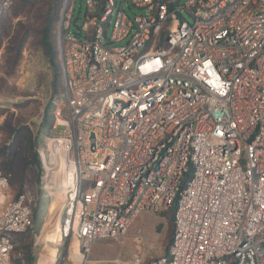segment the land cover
I'll return each mask as SVG.
<instances>
[{"label":"built area","instance_id":"1","mask_svg":"<svg viewBox=\"0 0 264 264\" xmlns=\"http://www.w3.org/2000/svg\"><path fill=\"white\" fill-rule=\"evenodd\" d=\"M84 2L75 32V0L61 6L64 100L40 151L62 238L117 239L174 206L150 264H264V0ZM8 189L0 171V264L33 225Z\"/></svg>","mask_w":264,"mask_h":264},{"label":"rangeland","instance_id":"2","mask_svg":"<svg viewBox=\"0 0 264 264\" xmlns=\"http://www.w3.org/2000/svg\"><path fill=\"white\" fill-rule=\"evenodd\" d=\"M63 1L57 0L56 3H50L43 7H38V5L26 7L17 15H14L13 9L10 8L4 14V17L9 19L10 33L14 29L20 28L21 30L22 28L27 35L20 59L16 67L10 70L12 72L7 70L5 64L8 38H5L0 45V146L6 132V126L19 122L20 125L30 130L35 142V151L40 161L39 169L28 167L24 170V187L28 199H30V206L36 201L38 212L30 231L22 237L19 236L16 241L17 250L12 253L11 264H37L40 256L45 254L41 236L53 226L57 214L60 213V218L63 217V211L60 210L59 191L54 193L47 180L42 178L44 170L40 151L46 147L51 129L48 133H42L40 132V124L45 105L50 101H55L56 107L64 100V78L61 66L60 70H57L60 83L59 89H56L58 92H56L54 90V69L46 59L38 40L39 31L44 25L46 15L50 11H57L58 18L54 30L58 50L57 60L61 63L58 21ZM75 7L71 32H75L76 26H80L83 22L86 10L84 0H75ZM143 12V10L132 6L129 14L133 17L134 14ZM184 16L190 20L186 13ZM111 29L112 25L108 27L109 34ZM124 42L125 40L113 44L122 45ZM55 132H61V128L55 129ZM18 151L16 149L13 156ZM14 167L15 165L11 161L8 172L12 173ZM8 192L11 196L13 195L10 189ZM53 202L55 207L51 213ZM163 211L147 210L141 212L126 233L117 239H98L86 247L82 241L72 236L48 243L55 254V264H78V261L82 262L80 264H150L154 258L165 253L168 244L169 223ZM50 235L56 237L53 232H50ZM23 252L28 253L33 260L31 262L25 259H21L20 262L13 260L17 257L22 258ZM78 256L81 258L80 260ZM49 263L50 261H46L44 264Z\"/></svg>","mask_w":264,"mask_h":264},{"label":"trees","instance_id":"3","mask_svg":"<svg viewBox=\"0 0 264 264\" xmlns=\"http://www.w3.org/2000/svg\"><path fill=\"white\" fill-rule=\"evenodd\" d=\"M57 0H13L9 6V9H13L14 15H17L20 11H22L26 7H43L44 5H49L50 3H56ZM57 11H50L48 15H46L44 19V25L39 31L38 40L39 46L43 50V53L46 59L50 62L51 66L54 69V90L59 89L60 79L58 78L61 63L57 60L58 50L56 46L55 40V23L58 18ZM4 14L0 15V45L5 38H8L6 51H5V64L7 70H12L16 67L22 48L26 41V33L23 29L20 28L14 29L12 33H10V24L9 19L4 17ZM12 72V71H10ZM56 92H58L56 90ZM54 109H55V101H50L47 103L43 110V116L40 124V132L48 133V131L52 128L54 121ZM35 142L34 138L27 127H23L19 122L16 124H10L6 126V132L3 136L2 144L0 146V171L2 174L8 176L9 180V189L12 192L13 197H17L18 195L26 192L24 187V179L23 174L24 170L28 167L31 168H40V161L38 155L35 151ZM18 149L17 154L13 153ZM13 161L15 167L12 170V173H9L10 162ZM191 175V171H189L185 178H189ZM174 209L172 206L163 212L165 213L168 223H169V233H168V244L164 254L168 253V249L171 245L173 234H174ZM38 212V204L35 201L31 205V213H32V221L35 222L36 216ZM30 229L25 232L19 234L16 238L18 240L19 236H24L28 233ZM17 250L14 247L13 251ZM12 251V253H13ZM159 257V256H158ZM156 257V258H158ZM154 258V259H156ZM21 259H25L26 261L31 262L33 260L32 257L28 255V253L23 252L22 258H13V260L20 262ZM153 259V260H154ZM152 260V261H153Z\"/></svg>","mask_w":264,"mask_h":264},{"label":"bare ground","instance_id":"4","mask_svg":"<svg viewBox=\"0 0 264 264\" xmlns=\"http://www.w3.org/2000/svg\"><path fill=\"white\" fill-rule=\"evenodd\" d=\"M59 195L58 197L60 198V207H61V199H62V192L58 190ZM58 199V198H57ZM56 199V200H57ZM54 201V200H53ZM55 207V203L53 202L51 204V213H53ZM59 213V212H58ZM55 214V213H54ZM55 216V215H54ZM61 231V221H60V213L56 215L53 226L50 227L48 231H46L42 236H41V243L44 244V249H45V254H42L39 258V261L37 264H44L46 261H50L49 264H52L55 260V254L54 252L50 249L49 244L51 242H56L57 239H62V236L60 234ZM50 232H53L56 237H53L50 235ZM75 241V240H74ZM78 259L80 260L81 258L78 256ZM78 263H82L81 261H78Z\"/></svg>","mask_w":264,"mask_h":264}]
</instances>
